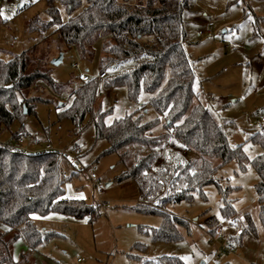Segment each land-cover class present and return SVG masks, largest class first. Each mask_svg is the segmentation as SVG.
<instances>
[{
    "label": "rangeland",
    "instance_id": "1",
    "mask_svg": "<svg viewBox=\"0 0 264 264\" xmlns=\"http://www.w3.org/2000/svg\"><path fill=\"white\" fill-rule=\"evenodd\" d=\"M0 10L3 11L0 15V58L8 61L29 50L31 57L47 62L50 77L62 87L56 91L42 80L37 89H30V97L40 98L34 113L26 115L22 124L16 122L0 129V143H11L12 135L24 127L25 146L32 152L41 150L46 144L54 149L77 145L81 149L80 163L95 169L99 178L97 187L103 193L98 196L93 183L82 172L64 182L66 198L84 199L87 204L105 203L100 206V218L93 223L54 213L46 217L35 215L36 226L51 233L52 237L33 254L28 253L29 247L24 240L16 241L14 261L28 255L27 264L30 258L33 264H175L168 259H176L180 264H264V228L259 219L255 190L258 175L251 165L242 169L237 161H232L220 167L215 175L216 183L196 192L191 200L168 207L167 211L190 224V233L182 232L183 239L175 243L153 241L151 231L162 225V217L136 210L141 203L138 187L132 180L116 181L122 166L117 156L104 155L109 144L96 139L90 116L78 130L64 115L73 105L75 91L82 85L78 74L83 72L93 79L99 76L104 40L95 42L91 55L83 56L76 47L66 46L58 53L55 35L38 45L39 35L30 33L26 27L34 17L49 20L44 0H2ZM60 11L62 21L67 22V11L63 7ZM4 16L10 18L4 19ZM183 21L186 33L183 45L194 67L196 102L207 107L215 121L225 127L232 147L244 145L250 159L257 157L262 148L251 138L257 135L253 128L255 123L258 120L264 123V0H191ZM210 21L214 23L215 37L200 35L199 31ZM60 54L64 55L62 62L53 65L52 61ZM151 97L152 94L142 90L138 100L132 101L125 86L107 87L101 82L94 110L107 113V126L138 110L142 121L148 122L158 117L149 105ZM163 132L164 121L161 120L153 135ZM33 142L38 146H33ZM170 150L177 151L173 147ZM214 164L218 166L220 161ZM70 168L64 165L68 174L72 172ZM224 199L231 201L239 218L233 223L239 231L232 235L239 236L248 213L255 223L257 236H244L241 244L234 242V254L216 258L210 240L215 232L209 231L206 221L215 217L219 226L225 227L227 236L231 234L230 223L223 221L220 214ZM142 229H147L148 233ZM5 230L0 223V232ZM135 245L145 249L136 250Z\"/></svg>",
    "mask_w": 264,
    "mask_h": 264
},
{
    "label": "trees",
    "instance_id": "2",
    "mask_svg": "<svg viewBox=\"0 0 264 264\" xmlns=\"http://www.w3.org/2000/svg\"><path fill=\"white\" fill-rule=\"evenodd\" d=\"M44 1L49 20L34 17L26 25L30 33L39 35L38 45L55 35L58 53L63 46L76 47L87 56L97 40H104L100 74L106 73L107 77L103 81H81L73 105L64 115L78 130L90 116L96 139L109 144L104 155L117 156L122 166L116 181L132 180L138 187L143 200L136 210L162 217V225L151 231L152 240L175 243L183 239L182 232L189 234L190 224L167 208L191 200L196 192L216 183L218 169L232 161H237L242 169L251 165L257 172L255 190L264 228V138L259 133L251 138L261 146L262 153L250 159L244 145L232 147L225 127L215 121L207 107L196 102L194 67L183 45V14L191 0ZM60 7L69 15L67 22L61 19ZM30 54L28 50L8 61L0 58V129L16 122L22 124L26 115L34 113L40 98L30 97L28 91L37 89L40 81H46L56 91L62 88L50 77L47 62ZM101 82L107 87L125 86L132 101L138 100L142 90L152 94L149 105L158 117L143 122L138 110L107 126V113L94 110ZM161 120L164 132L154 136L153 130ZM23 128L12 135V140L23 137ZM172 147L177 151L172 153ZM216 160L220 161L218 166L214 164ZM70 169L72 172L63 179L58 153H15L10 143H0V223L6 227L0 232V264L28 263L27 255L13 260L16 241L22 239L35 250L52 237L36 226L35 215L46 217L54 213L91 223L100 218L101 205L66 198L64 182L79 174ZM220 214L227 223L239 221L227 199ZM244 221L238 237L229 235L232 243L241 244L246 235L257 236L250 214H245ZM219 224L215 217L206 221L209 231L215 232ZM135 248L145 249L138 245ZM168 262L180 264L176 259Z\"/></svg>",
    "mask_w": 264,
    "mask_h": 264
},
{
    "label": "built area",
    "instance_id": "3",
    "mask_svg": "<svg viewBox=\"0 0 264 264\" xmlns=\"http://www.w3.org/2000/svg\"><path fill=\"white\" fill-rule=\"evenodd\" d=\"M2 6V0H0V8ZM200 35H209L212 37H215V33H214V23L213 22H208L205 26V28H203L201 31H199ZM76 68H78V66H76ZM107 77L106 73H101L99 74V76L97 77V79L99 81H103L105 78ZM78 79L80 81H84V82H88L90 80H92L93 78H91L89 75H87L86 73L80 72L78 74ZM253 128L256 130L257 133L264 135V123L261 121H257L255 123V125L253 126ZM11 144V148L13 150V152L15 153H40V154H44L47 152H56L58 153L59 159H60V163H61V169H62V176L64 179H66L69 174L66 172V170L64 169V165L67 164L69 166V168L71 167L72 169H74L75 171L79 172V173H85L89 179L91 180V182L93 183L94 187H95V193L100 196L103 191L97 187V182L99 180L97 174L95 173V169L91 168V167H84L80 161H79V156L81 154V149L80 147H78L77 145H73L71 147H69L68 149H54L50 144H46L42 147L41 150L37 151V152H32L30 150H28V148L25 146V140L23 137L21 138H15L12 140ZM33 146H38V144L36 142H33ZM176 149V148H174ZM182 154H185V151L182 152ZM141 200H143V198H141ZM99 205H104L105 203L102 201L97 202ZM229 228L231 233H237L238 227L235 224H229ZM210 240L211 243L214 245L215 247V256L216 258H220L221 255H232L235 253V248H234V243H232L231 241H229V235L227 236V231L225 229V227L223 226H218L215 230V233L210 236ZM29 251L32 253L34 252L33 249H29ZM80 262V260H79ZM216 264H220L219 262H217Z\"/></svg>",
    "mask_w": 264,
    "mask_h": 264
},
{
    "label": "water",
    "instance_id": "4",
    "mask_svg": "<svg viewBox=\"0 0 264 264\" xmlns=\"http://www.w3.org/2000/svg\"><path fill=\"white\" fill-rule=\"evenodd\" d=\"M63 57H64V55L60 54L56 59H54L52 61V64L55 65V66H58L62 62Z\"/></svg>",
    "mask_w": 264,
    "mask_h": 264
},
{
    "label": "crops",
    "instance_id": "5",
    "mask_svg": "<svg viewBox=\"0 0 264 264\" xmlns=\"http://www.w3.org/2000/svg\"><path fill=\"white\" fill-rule=\"evenodd\" d=\"M109 185H110V184H108V186H109ZM29 249H30V248H29ZM34 251H35V250H34ZM28 253H29V254H33L34 252L31 253L30 251H28ZM27 257H28V255H27ZM28 259H29V258H28ZM79 260H80V258L77 260L78 263H80ZM29 264H33L31 258H30V260H29Z\"/></svg>",
    "mask_w": 264,
    "mask_h": 264
},
{
    "label": "snow or ice",
    "instance_id": "6",
    "mask_svg": "<svg viewBox=\"0 0 264 264\" xmlns=\"http://www.w3.org/2000/svg\"><path fill=\"white\" fill-rule=\"evenodd\" d=\"M32 2H35V0H32ZM14 14V12H13ZM0 15H3V11L0 10ZM10 17L9 16H4V19H9ZM79 198H83V197H79Z\"/></svg>",
    "mask_w": 264,
    "mask_h": 264
}]
</instances>
